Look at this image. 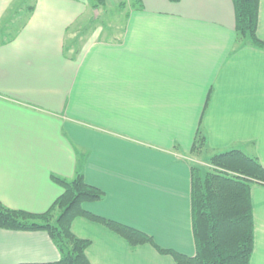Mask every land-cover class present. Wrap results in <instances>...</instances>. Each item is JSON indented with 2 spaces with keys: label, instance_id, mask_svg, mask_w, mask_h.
Instances as JSON below:
<instances>
[{
  "label": "crops",
  "instance_id": "1",
  "mask_svg": "<svg viewBox=\"0 0 264 264\" xmlns=\"http://www.w3.org/2000/svg\"><path fill=\"white\" fill-rule=\"evenodd\" d=\"M131 1L120 25H98L90 0H0V203L44 213L62 193L51 176L81 174L103 193L85 211L193 257L197 130L209 157L240 151L264 168V50L235 45L232 0ZM250 199V264H264V186ZM71 231L90 264H175L83 218ZM58 260L46 233L0 230V264Z\"/></svg>",
  "mask_w": 264,
  "mask_h": 264
},
{
  "label": "trees",
  "instance_id": "2",
  "mask_svg": "<svg viewBox=\"0 0 264 264\" xmlns=\"http://www.w3.org/2000/svg\"><path fill=\"white\" fill-rule=\"evenodd\" d=\"M90 1L92 10L106 5V0ZM179 1L168 0L172 4ZM131 2L134 8H142L141 0ZM232 4L235 45L264 50V43L257 37L259 0H232ZM206 149L205 136L198 129L190 154L198 158ZM51 180L62 193L44 213L10 210L0 203V230L48 235L59 253V260L48 264H90L85 254L90 242L75 237L71 231L72 223L79 218L102 225L131 249L150 245L159 254L169 255L175 264H250L254 244L250 191L255 185L264 186V168L240 151L210 155L207 166L191 164L193 257L162 250L148 235L85 211L84 205L100 201L103 193L87 185L81 174L70 181L56 176Z\"/></svg>",
  "mask_w": 264,
  "mask_h": 264
},
{
  "label": "rangeland",
  "instance_id": "3",
  "mask_svg": "<svg viewBox=\"0 0 264 264\" xmlns=\"http://www.w3.org/2000/svg\"><path fill=\"white\" fill-rule=\"evenodd\" d=\"M127 5H129L128 0H106V5L103 8H100L99 11V22L98 25L100 24H105L106 23V19L108 21H111L114 25H120L121 24V19H119L120 21H116V17H112L113 15H115L118 10H125V8L127 9ZM111 17L113 18V20H111ZM192 157V156H191ZM209 156L207 155V153H205L203 156L201 157H192L191 162L193 164H197L200 166H207V160H208Z\"/></svg>",
  "mask_w": 264,
  "mask_h": 264
}]
</instances>
